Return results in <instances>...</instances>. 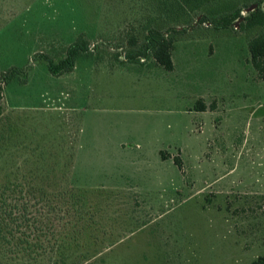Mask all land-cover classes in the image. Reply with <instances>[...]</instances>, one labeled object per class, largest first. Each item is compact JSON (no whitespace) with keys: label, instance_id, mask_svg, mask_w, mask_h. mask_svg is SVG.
<instances>
[{"label":"rangeland","instance_id":"obj_1","mask_svg":"<svg viewBox=\"0 0 264 264\" xmlns=\"http://www.w3.org/2000/svg\"><path fill=\"white\" fill-rule=\"evenodd\" d=\"M255 1L0 0V74L26 70L2 91L0 182L32 175L73 193L2 264L264 255V80L247 52L264 26L198 21L236 7L245 16ZM148 30L172 39L170 71L125 59ZM80 35L88 54L51 76L36 56L57 61Z\"/></svg>","mask_w":264,"mask_h":264},{"label":"trees","instance_id":"obj_2","mask_svg":"<svg viewBox=\"0 0 264 264\" xmlns=\"http://www.w3.org/2000/svg\"><path fill=\"white\" fill-rule=\"evenodd\" d=\"M208 1L184 0L194 10ZM263 1L256 0L251 3L254 7L245 16H240V8L236 7L215 18L206 19L201 17L198 21L208 22L214 30H223L231 27V24L238 19L240 20L237 26L238 31H246L254 27H263L264 12L260 7ZM165 35L154 30H148L140 46L141 49L134 50L135 52L124 53L125 59L130 62H137L139 61V57L149 56L162 69L170 71L172 69L170 59L172 39ZM247 52L249 55V63L258 79L264 80V32L254 36L247 42ZM86 54H88V43L80 35L65 48L63 56L57 61H53L44 55H38L36 57L44 61L46 70L51 76L57 77L71 72L75 61ZM25 71L24 68L11 67L0 74V101L3 87L15 76H24ZM21 78L23 79V77ZM196 111H204V106L198 104ZM174 164L176 167H179V162L176 159L174 160ZM34 180L31 175L28 179L20 182H11L8 180L3 181V183L0 182L1 264L5 254H14L15 248H19L18 246L23 244L27 245L26 241L31 234L30 232L38 234L37 232H39L42 224V217L46 214H51L57 207H60L58 205L60 201H65L66 206L69 203H73V200H71L73 196L71 190H66L59 184H56L57 188L53 185L46 190V185L40 184L39 182L41 181L39 179ZM8 244H11V246L7 248L6 246ZM30 246L33 248L37 247L38 243L35 242L34 244H30ZM250 264H264V255L257 256Z\"/></svg>","mask_w":264,"mask_h":264}]
</instances>
